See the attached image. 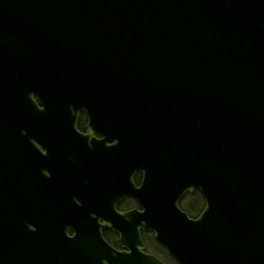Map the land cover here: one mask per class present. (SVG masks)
<instances>
[{
    "label": "water",
    "instance_id": "1",
    "mask_svg": "<svg viewBox=\"0 0 264 264\" xmlns=\"http://www.w3.org/2000/svg\"><path fill=\"white\" fill-rule=\"evenodd\" d=\"M141 232L264 264V0H0V264H164Z\"/></svg>",
    "mask_w": 264,
    "mask_h": 264
},
{
    "label": "flooded vegetation",
    "instance_id": "2",
    "mask_svg": "<svg viewBox=\"0 0 264 264\" xmlns=\"http://www.w3.org/2000/svg\"><path fill=\"white\" fill-rule=\"evenodd\" d=\"M89 124V117L86 112H82L78 121V129L87 133L88 131L85 129ZM95 136L101 138V134L97 131H94ZM143 178L142 173H137L135 176V183L137 185L141 184V179ZM198 194L195 196L194 194ZM188 201V205L185 203ZM181 207L189 213L192 218H197L201 215L203 208L206 206L205 198L201 194L200 190H195L193 193H187L181 200ZM118 210L121 212L130 211L134 208H141L133 197H127L124 200L120 201L117 206ZM70 234H73L74 231L70 230ZM104 237L108 240L110 245H113L116 248H120L117 244V240L120 237V234L114 230H104ZM142 237L145 242L146 248L145 251L149 254H154L161 258L166 264H181L171 253H169L168 249L163 246L160 242H158L155 238V234L153 232H142ZM117 244V245H116Z\"/></svg>",
    "mask_w": 264,
    "mask_h": 264
},
{
    "label": "rangeland",
    "instance_id": "3",
    "mask_svg": "<svg viewBox=\"0 0 264 264\" xmlns=\"http://www.w3.org/2000/svg\"><path fill=\"white\" fill-rule=\"evenodd\" d=\"M185 204L188 205V201Z\"/></svg>",
    "mask_w": 264,
    "mask_h": 264
},
{
    "label": "trees",
    "instance_id": "4",
    "mask_svg": "<svg viewBox=\"0 0 264 264\" xmlns=\"http://www.w3.org/2000/svg\"><path fill=\"white\" fill-rule=\"evenodd\" d=\"M195 196H197L198 194L196 193V194H194Z\"/></svg>",
    "mask_w": 264,
    "mask_h": 264
}]
</instances>
